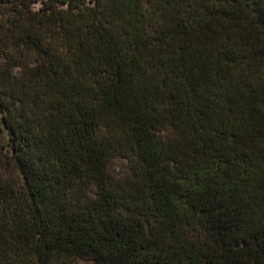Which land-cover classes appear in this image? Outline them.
I'll return each mask as SVG.
<instances>
[{
	"label": "trees",
	"instance_id": "trees-1",
	"mask_svg": "<svg viewBox=\"0 0 264 264\" xmlns=\"http://www.w3.org/2000/svg\"><path fill=\"white\" fill-rule=\"evenodd\" d=\"M0 264H264V0H0Z\"/></svg>",
	"mask_w": 264,
	"mask_h": 264
},
{
	"label": "rangeland",
	"instance_id": "rangeland-1",
	"mask_svg": "<svg viewBox=\"0 0 264 264\" xmlns=\"http://www.w3.org/2000/svg\"><path fill=\"white\" fill-rule=\"evenodd\" d=\"M126 166V161L123 158H116L112 163V169L115 172L123 171Z\"/></svg>",
	"mask_w": 264,
	"mask_h": 264
}]
</instances>
